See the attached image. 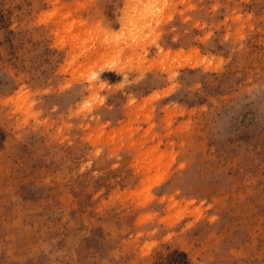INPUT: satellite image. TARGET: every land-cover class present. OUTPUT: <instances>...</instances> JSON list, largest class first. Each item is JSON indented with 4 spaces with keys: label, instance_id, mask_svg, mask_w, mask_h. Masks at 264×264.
I'll return each instance as SVG.
<instances>
[{
    "label": "rangeland",
    "instance_id": "1",
    "mask_svg": "<svg viewBox=\"0 0 264 264\" xmlns=\"http://www.w3.org/2000/svg\"><path fill=\"white\" fill-rule=\"evenodd\" d=\"M0 264H264V0H0Z\"/></svg>",
    "mask_w": 264,
    "mask_h": 264
},
{
    "label": "trees",
    "instance_id": "2",
    "mask_svg": "<svg viewBox=\"0 0 264 264\" xmlns=\"http://www.w3.org/2000/svg\"><path fill=\"white\" fill-rule=\"evenodd\" d=\"M182 256H185L184 254H181Z\"/></svg>",
    "mask_w": 264,
    "mask_h": 264
}]
</instances>
